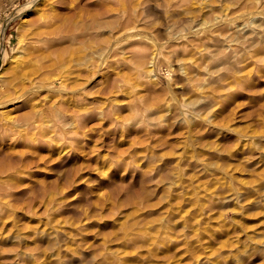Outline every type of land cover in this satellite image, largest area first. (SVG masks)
Here are the masks:
<instances>
[{"label": "rangeland", "instance_id": "obj_1", "mask_svg": "<svg viewBox=\"0 0 264 264\" xmlns=\"http://www.w3.org/2000/svg\"><path fill=\"white\" fill-rule=\"evenodd\" d=\"M52 1L0 0V264H264V0H61L31 58Z\"/></svg>", "mask_w": 264, "mask_h": 264}, {"label": "bare ground", "instance_id": "obj_2", "mask_svg": "<svg viewBox=\"0 0 264 264\" xmlns=\"http://www.w3.org/2000/svg\"><path fill=\"white\" fill-rule=\"evenodd\" d=\"M36 1H38V0H27L25 5L29 6L31 3H34ZM57 1H59V3H60V4H58V6L61 5V0H53L51 2V11L41 10L40 8L37 9V13H36V16L34 18L35 28L33 29L32 33H31L30 41L28 42L29 46L26 47V52L29 54V57H31V58L39 60L40 59V50H41L42 45H44L45 43L48 44L49 40H53V38L55 37L54 35H58L55 38L61 44V23H62V26L68 28L67 33L64 34L66 37L63 35V38L68 39L69 42L84 40L83 39L84 34L77 30V28L80 25L79 22L77 23L76 19L75 20L71 19L75 14L72 13L69 15V17H67L65 19H61V11L58 10V8H59L58 6H55V4L58 3ZM87 4H88V2L84 3L83 5H81L80 3H76L74 5V8L75 9L80 8L81 10H86L85 8H86ZM106 4L109 5L107 7L109 9L114 7V5H112L113 7L110 6L111 4L108 2ZM122 4H124V3H122ZM119 8H116V9H119ZM124 8L122 7V10ZM18 10L19 11H17V13L19 14L21 12V9H18ZM75 11H77V10H75ZM124 15H126V14H124ZM126 18L127 19L124 20V22L120 26L119 30L114 31V32L111 31L112 32L111 37L108 39V41L104 47V51L102 50V52L104 53V56L101 60V63L99 64L98 71H102L103 75L108 74L110 72L109 68H108L109 65L111 66V65H113V63L120 61V60H125L124 62H126V60H127V57H125V56L121 57L119 54L120 51L117 50V45L119 43V37L123 36L124 37V38L122 37L123 40H128L129 37L133 34V33L129 32L130 28L132 27V25H130V19H129V17H126ZM113 20H115V19H113ZM100 26H101V24H100ZM67 45H70V44H67ZM124 46H125V44H124ZM123 47L120 49L123 50ZM121 54H122V52H121ZM125 54H128V53H125ZM128 55H130V54H128ZM1 67H2V60L0 59V68ZM3 69H5V68H3ZM94 70H95V67L91 68L90 72L92 73ZM0 76H1V74H0ZM0 102H3V101H0ZM29 125H30V127L39 129V131L43 135H47V133H50L53 131L55 132L54 128L48 129L49 126L48 125L46 126V124L44 126H42V125L39 126L35 121L29 123ZM59 131H61V130H59ZM36 136H38V134Z\"/></svg>", "mask_w": 264, "mask_h": 264}]
</instances>
